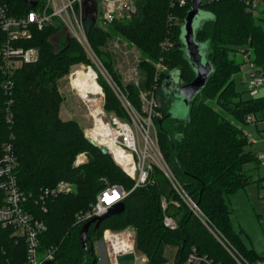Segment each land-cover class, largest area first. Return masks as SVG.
Masks as SVG:
<instances>
[{
    "label": "trees",
    "instance_id": "trees-1",
    "mask_svg": "<svg viewBox=\"0 0 264 264\" xmlns=\"http://www.w3.org/2000/svg\"><path fill=\"white\" fill-rule=\"evenodd\" d=\"M2 1L9 4L14 16L25 15L30 10L26 0ZM170 4L171 0H141L138 13L129 21L115 22L105 30L94 23L89 25L88 40L101 55L104 67H110L111 54L99 53V48L106 44L111 31L140 45L153 64L171 66L169 72L143 82L140 89L149 98L156 90L162 91L164 81L171 73L179 72L182 84L192 82L194 77L180 40L191 5L182 9L172 8ZM201 8L209 18L198 29L197 41L208 50L216 73L194 101L189 119L180 125L176 137L165 121L167 134H158V137L168 164L171 155L167 154V136L172 138L178 157L173 172L183 190L201 208L208 225L194 215L170 181L159 170H154L146 184L128 195L124 213L112 215L100 224L98 231L88 233L93 255L86 264L99 263L95 244L106 229L119 232L128 227L135 229L136 250L148 257L147 264L167 263L165 249L171 245L177 251V264L186 263L193 252L218 264H238L213 230L237 256L253 264L262 259L236 232L228 200L240 189L264 182L263 176L255 178L252 175L254 168L246 169L248 165L254 164L256 168L262 165L258 155L248 150L250 139L245 132L248 124L257 121L256 114L264 112V96L250 94L245 98L244 92L235 88V76L242 64L234 60L239 48L246 52L252 50L250 61L264 76V10L261 13L246 12L239 0H218L201 5ZM61 29L58 25L42 30L34 28L32 39L23 45L38 48L39 59L35 63H24L12 76L3 72L4 59L0 54V159L3 145L11 143L17 160L18 185L25 193H38L42 188H52L62 181L77 187L76 193L49 202L48 212L43 215L49 231L43 236V242L45 247L59 245V264H85L79 238L83 225L76 224L77 214L95 205L97 196L106 188L119 185L130 191L135 183L115 164L112 154H103L100 147L85 137L83 127L76 120L61 118L64 98L60 94L59 80L72 66L90 63L75 39H69L62 50L57 51L50 38ZM5 41L6 34L1 33L0 47ZM166 41L170 42L167 49L163 47ZM151 68L148 76L155 74L154 66ZM8 79L13 88L7 92L3 85ZM100 83L106 93L105 110L120 115L123 111L113 89L102 80ZM214 92L218 93L215 105L209 102ZM130 98L140 110V96ZM158 111L161 117L155 118L156 127L159 120L166 118L162 108ZM10 115L12 122H8ZM82 153L88 156V162L74 166ZM163 199L167 203L166 211L162 209ZM165 214L176 222V229L164 225ZM3 245L5 252L1 250ZM18 255L22 257L24 250L18 249L0 230V259L21 264L15 259Z\"/></svg>",
    "mask_w": 264,
    "mask_h": 264
},
{
    "label": "built area",
    "instance_id": "built-area-1",
    "mask_svg": "<svg viewBox=\"0 0 264 264\" xmlns=\"http://www.w3.org/2000/svg\"><path fill=\"white\" fill-rule=\"evenodd\" d=\"M36 5L22 16L11 15V9L8 3L0 0V34H6V41L0 47V54L4 59L3 72L12 76L16 70L20 69L24 63H35L39 59L38 48H26L23 42H26L33 37L34 28L40 30L45 29L50 25H58L67 27L72 30L71 35L78 38L85 45L86 51L90 48L87 41L86 24L94 23L102 29H107L110 24L119 21H129L138 13V6L141 0H30ZM246 8V12L258 13L264 9V0H239ZM218 2V0H201V5ZM191 5V0H171L172 8L185 9ZM89 46V47H88ZM165 49L170 47V42L166 41L163 44ZM88 52V51H87ZM246 63L249 64V92L251 96L259 95L258 88L264 85V76L257 72L254 63L250 61L252 50L249 52L243 51ZM161 64H159L160 66ZM93 74L95 82L99 83L100 76L98 69L94 65L81 68ZM78 72L73 71L70 77ZM100 84V83H99ZM13 83L10 79L5 82L3 87L8 92L13 88ZM101 85V84H100ZM72 89L89 105L92 119L94 120V128L84 129V134L87 139L88 130L96 128L97 121L103 125L104 130L109 133L113 141V148H118L123 154L119 157L113 151V148L106 145L98 147H106L109 154H112L117 164L123 168L124 172L134 181V187L128 191L122 186L113 185L106 188L97 197V203L84 213H79L76 216V224L86 223L87 221L102 216L108 213L116 204L125 201L128 195L140 186L146 184L154 169L149 159L153 158V149L159 154L161 152L157 148V141L154 139L150 130L143 125V128H137V114L130 113L129 117L121 118L116 113H107L104 108V90L101 94H87L81 96L78 90ZM102 86V85H101ZM103 88V87H102ZM116 91V90H115ZM117 93V91H116ZM97 103L98 112H92L91 104ZM8 122H12L11 115ZM92 140V139H90ZM3 157L0 159V230L7 234V239L14 243L18 249L24 250V255L21 257L15 256L21 264H59L57 252L59 245L44 246L43 236L49 231V227L43 218V215L48 212L49 202L54 201L60 196H67L74 193L75 185L67 182H59L52 188H42L38 193H25L17 181V160L14 155L12 144L3 145ZM126 156V157H125ZM262 168H264V155H258ZM88 162V156L85 153L80 154L74 166L79 167ZM131 169V170H130ZM165 177L170 181L172 187L191 208L194 215L201 221L206 223V217L201 208L190 198L186 193L179 180H177L173 170L168 168L165 170ZM264 189V182L262 184ZM176 205H178L176 203ZM166 200L162 201V209L166 211ZM164 225L168 229H176L177 224L172 217L164 215ZM218 237L223 246L229 249L234 259L238 264H253L244 257H239L233 252L222 239L219 233L212 231ZM104 247L109 264H120L119 258L132 256L133 264H147L148 257L143 254L141 257L136 250L135 229L128 227L123 231H112L106 229L103 232L101 240ZM4 252L6 248L1 247ZM100 260V259H99ZM187 264H218L206 256H198L194 252L187 258ZM0 264H11V260H1ZM256 264H264V257L258 260Z\"/></svg>",
    "mask_w": 264,
    "mask_h": 264
},
{
    "label": "rangeland",
    "instance_id": "rangeland-1",
    "mask_svg": "<svg viewBox=\"0 0 264 264\" xmlns=\"http://www.w3.org/2000/svg\"><path fill=\"white\" fill-rule=\"evenodd\" d=\"M264 9L260 10L261 13ZM205 15V14H204ZM203 15V16H204ZM86 24L87 41H89L90 48L88 52L85 49V45L78 38H74L71 35L72 30L67 27H62V29L50 38L54 47L57 51L62 50L69 39H75L78 41L88 58L90 63H78L71 67L70 71L66 73L58 82L59 90L61 96L64 98V102L61 106L64 119L76 120L83 129L94 128V120L92 119L91 112L89 110V105L80 98L76 92L72 89L70 84V77L73 71L94 65L98 69L100 80L108 83L113 89L115 96H117L120 104V109L123 111L120 113L121 118L128 119L130 113L137 114V128H143V125L150 130L151 136L157 141V148L161 152L159 154L153 149V158L149 159L148 163L154 166V170H159L165 177V170L170 168L168 161H166L165 154L161 151V142L158 134L156 132V124L154 123L155 118H160L161 113L158 111L159 108L164 107V95L161 90H156L151 95V98L146 95L144 91H141V85L146 82L148 78L156 79L160 74L164 72H169L171 66L153 64V61L145 56L141 46L136 43H132L130 40L126 39L123 35L111 31L108 38L106 39V44L99 48V53L108 52L111 54L110 67H104L97 50L91 46L90 40H88L89 26ZM89 47V46H88ZM244 48H239V51L234 55V60L236 63H241L242 67L240 72L235 76V88L239 91L244 92V97H250L249 93V64L245 63V55L243 53ZM247 62V60H246ZM147 65V66H146ZM154 66L155 74L148 76L150 74V68ZM152 69V68H151ZM110 70V71H109ZM154 71V70H153ZM154 73V72H153ZM115 79L113 81L112 77ZM100 83V81H99ZM183 83V81H182ZM101 84V83H100ZM102 85V84H101ZM104 90V89H103ZM117 93H116V91ZM259 95L264 96V85L258 88ZM104 91V97H105ZM140 96V110H138L137 105L133 103L130 96L137 95ZM85 96V95H84ZM83 96V97H84ZM218 93L214 92L210 103L215 105L217 102ZM106 106V97L104 98V108ZM181 110L185 108L180 106ZM106 111V110H105ZM129 111H131L129 113ZM107 113H115L107 111ZM119 113V112H118ZM117 114V113H116ZM178 115H184L183 112L178 113ZM256 122H251L245 128L246 134L250 139L248 150L253 151L257 155H264V112L257 113L255 116ZM254 120V119H252ZM114 160V158H113ZM115 164L117 162L114 160ZM120 167V166H119ZM254 168L253 176L255 178L264 177V168H256L253 165H248L246 169ZM123 170V168L121 167ZM124 172V170H123ZM126 174V172H124ZM127 175V174H126ZM128 176V175H127ZM129 177V176H128ZM130 178V177H129ZM131 179V178H130ZM132 180V179H131ZM134 181V180H132ZM136 183V181H134ZM256 188L259 189L257 193ZM75 192H77V187L75 186ZM233 197V198H232ZM186 203V202H185ZM228 206L230 207L231 220L233 226L239 234H241V240L250 249L254 248L259 252L260 256H264V189L261 185L254 183L253 185L246 187L245 189H240L237 193L230 197L228 200ZM102 242V241H99ZM166 256L168 262L165 264H177L176 260V248L174 246H167ZM104 253V247L102 243L95 244V254L100 258L98 264L101 262ZM141 257L142 253H138ZM132 256L128 255L126 257H120V264H133L131 260ZM105 264H109L106 262ZM182 264H187L183 262Z\"/></svg>",
    "mask_w": 264,
    "mask_h": 264
},
{
    "label": "water",
    "instance_id": "water-1",
    "mask_svg": "<svg viewBox=\"0 0 264 264\" xmlns=\"http://www.w3.org/2000/svg\"><path fill=\"white\" fill-rule=\"evenodd\" d=\"M26 1L31 8L36 5V2L32 3L30 0ZM208 18L209 15L201 8V0H191L190 11L184 19L180 40L181 47L185 53V59L194 73L193 81L187 84H182L179 72L171 73L166 77L162 87L165 99L164 107L162 109L166 118L165 120L158 121L156 127L157 134L166 135L167 133H165L164 124L168 123L173 136L176 137L180 125L187 123L186 121L189 119L194 101L202 94L211 80V77L216 73L215 66L209 59L208 50L197 41L196 36L198 29ZM180 106H183L185 109L181 110ZM180 112H183L184 115L179 116L178 113ZM167 137V154L171 155L169 166L173 170L176 167L178 157L175 155L172 138L169 135ZM88 140L94 146L97 145L93 140ZM100 149L103 154H109L106 147L103 146L100 147ZM124 212L125 202L122 201L109 209L107 214L95 217L84 223L80 230L79 238L85 254V264L93 255V246L88 238V233L98 231L101 226L100 224L106 219L112 217V215H120Z\"/></svg>",
    "mask_w": 264,
    "mask_h": 264
},
{
    "label": "bare ground",
    "instance_id": "bare-ground-1",
    "mask_svg": "<svg viewBox=\"0 0 264 264\" xmlns=\"http://www.w3.org/2000/svg\"><path fill=\"white\" fill-rule=\"evenodd\" d=\"M71 84H73L74 89L78 90V93L81 96H86L87 94L99 95L102 93V86L99 83L95 82L93 74L85 71L84 69H78V72L72 77ZM96 105V102H94V104H91V107L93 109L92 112L100 113L98 112L99 109H94L97 107ZM88 137L96 141L100 145H106L107 147H109V149L114 147L109 133L104 130L100 120L97 121L96 128L94 130H88ZM113 151L117 154L118 157L123 154L118 148H113Z\"/></svg>",
    "mask_w": 264,
    "mask_h": 264
},
{
    "label": "crops",
    "instance_id": "crops-1",
    "mask_svg": "<svg viewBox=\"0 0 264 264\" xmlns=\"http://www.w3.org/2000/svg\"><path fill=\"white\" fill-rule=\"evenodd\" d=\"M60 113H61V118L64 120V121H66V120H69V119H64V117H63V113H62V109L60 110ZM257 184V183H256ZM262 186V185H261ZM263 187V186H262ZM256 191H257V193L259 192V194H260V191H259V189H257L256 188ZM233 198V197H232ZM230 200V199H229ZM253 250H255L254 248H252ZM255 252H256V254L258 255V257L259 258H263L264 256H260L259 255V252L257 251V250H255ZM100 259V258H99ZM100 261V260H99ZM101 262H103L102 264H105L106 262H107V258H106V255L103 253V256H102V259H101Z\"/></svg>",
    "mask_w": 264,
    "mask_h": 264
}]
</instances>
